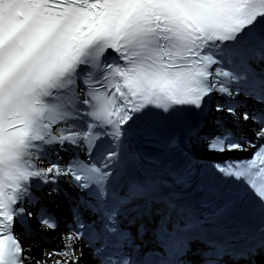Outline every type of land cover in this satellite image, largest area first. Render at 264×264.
Returning <instances> with one entry per match:
<instances>
[{"label": "snow or ice", "instance_id": "snow-or-ice-1", "mask_svg": "<svg viewBox=\"0 0 264 264\" xmlns=\"http://www.w3.org/2000/svg\"><path fill=\"white\" fill-rule=\"evenodd\" d=\"M85 249L264 264V0H0V264Z\"/></svg>", "mask_w": 264, "mask_h": 264}, {"label": "bare ground", "instance_id": "bare-ground-1", "mask_svg": "<svg viewBox=\"0 0 264 264\" xmlns=\"http://www.w3.org/2000/svg\"><path fill=\"white\" fill-rule=\"evenodd\" d=\"M37 228L39 229V228H42V227L38 226ZM32 245H33V248H35V244H32ZM58 258H59V257H58Z\"/></svg>", "mask_w": 264, "mask_h": 264}]
</instances>
